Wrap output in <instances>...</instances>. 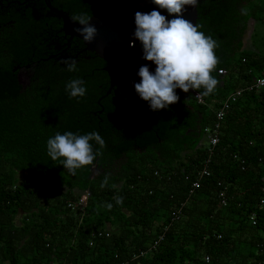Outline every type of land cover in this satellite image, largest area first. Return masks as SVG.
<instances>
[{
    "label": "trees",
    "instance_id": "trees-1",
    "mask_svg": "<svg viewBox=\"0 0 264 264\" xmlns=\"http://www.w3.org/2000/svg\"><path fill=\"white\" fill-rule=\"evenodd\" d=\"M50 4L72 18L129 0ZM196 5L219 83L152 111L135 90L107 93L106 61L67 45L44 1L0 0V264H264V0ZM77 78L83 97L66 91ZM94 131L105 146L75 175L48 156L56 133Z\"/></svg>",
    "mask_w": 264,
    "mask_h": 264
},
{
    "label": "clouds",
    "instance_id": "clouds-1",
    "mask_svg": "<svg viewBox=\"0 0 264 264\" xmlns=\"http://www.w3.org/2000/svg\"><path fill=\"white\" fill-rule=\"evenodd\" d=\"M159 9L166 10L175 16L168 20L159 11L149 13L137 11L134 15V40L139 41L143 48V59L155 64V72L147 65L138 71L140 82L134 84V90L139 98L149 103L152 111L166 109L175 104L179 97L176 89L187 93L189 89H200L201 96L211 94L219 81L211 75L218 63L214 49L216 41L198 31V26L182 17L185 6H194L196 0H152ZM246 12V9H242ZM91 17L87 14H76L72 21L81 27L77 33L88 43L96 36L97 29L90 24ZM134 44H130V47ZM68 71L76 70L75 61H65ZM66 91L71 97H83L86 88L79 78L69 81ZM100 148L105 146V140L98 132L76 135L72 132H59L47 141V154L53 161H59L63 168L72 175L77 169L91 165L100 154L93 151V144ZM108 183L106 176L101 184ZM122 197L116 198V203H122ZM110 209L111 204L107 205Z\"/></svg>",
    "mask_w": 264,
    "mask_h": 264
},
{
    "label": "water",
    "instance_id": "water-1",
    "mask_svg": "<svg viewBox=\"0 0 264 264\" xmlns=\"http://www.w3.org/2000/svg\"><path fill=\"white\" fill-rule=\"evenodd\" d=\"M44 1L52 16L62 21V31L67 36V42L73 38L82 40L84 51L91 52L106 61L104 70L109 77L110 86L107 93L115 86L122 87L128 93H134V84L140 82L138 71L141 66L147 65L151 72H155V64L143 59V48L139 41L134 40V15L137 11L149 13L153 10L159 11L168 20L175 16L169 15L166 10L159 9L152 0H129L127 7H117L107 4H99L93 8L90 24L95 26L97 33L91 43L83 40L76 29L81 26L74 23L72 18L62 10L54 8L50 0ZM197 5L184 7L182 17L194 25L197 19ZM252 31L251 23L245 33V40L249 38ZM130 44L134 46L130 47ZM220 74L223 71H219ZM192 93L195 94L193 91Z\"/></svg>",
    "mask_w": 264,
    "mask_h": 264
},
{
    "label": "built area",
    "instance_id": "built-area-1",
    "mask_svg": "<svg viewBox=\"0 0 264 264\" xmlns=\"http://www.w3.org/2000/svg\"><path fill=\"white\" fill-rule=\"evenodd\" d=\"M254 86H255L256 88L263 87V86H264V78H261V79L256 80ZM237 94H239V92H237ZM221 116H222V115L219 114V115H218V117H219L218 119H220ZM213 129H214L213 132L211 133V135H208V138H207L208 143H209L210 146H212V147L215 146V145L218 143V141H219L218 136H216L217 133H218V127H215V128H213ZM203 173L205 174V173H207V172H206V171H203ZM85 201H86V196H82L81 199L79 200V203L84 204ZM261 202H263V201H261Z\"/></svg>",
    "mask_w": 264,
    "mask_h": 264
},
{
    "label": "flooded vegetation",
    "instance_id": "flooded-vegetation-1",
    "mask_svg": "<svg viewBox=\"0 0 264 264\" xmlns=\"http://www.w3.org/2000/svg\"><path fill=\"white\" fill-rule=\"evenodd\" d=\"M18 77H19V80L21 82L26 81V79H27V75L25 73H21V72L18 73Z\"/></svg>",
    "mask_w": 264,
    "mask_h": 264
},
{
    "label": "rangeland",
    "instance_id": "rangeland-1",
    "mask_svg": "<svg viewBox=\"0 0 264 264\" xmlns=\"http://www.w3.org/2000/svg\"><path fill=\"white\" fill-rule=\"evenodd\" d=\"M250 23H251V26H253L254 22L251 21ZM245 42H246V44H245L246 46H248L250 44V42L248 40H246Z\"/></svg>",
    "mask_w": 264,
    "mask_h": 264
},
{
    "label": "crops",
    "instance_id": "crops-1",
    "mask_svg": "<svg viewBox=\"0 0 264 264\" xmlns=\"http://www.w3.org/2000/svg\"><path fill=\"white\" fill-rule=\"evenodd\" d=\"M248 39H249V38H248ZM248 39H246V40H248ZM246 40H245V41H246Z\"/></svg>",
    "mask_w": 264,
    "mask_h": 264
}]
</instances>
